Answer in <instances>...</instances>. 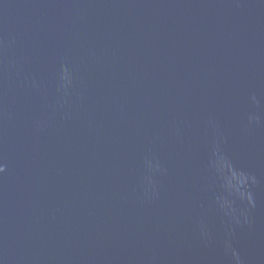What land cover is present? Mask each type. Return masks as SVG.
Instances as JSON below:
<instances>
[{
	"label": "water",
	"instance_id": "1",
	"mask_svg": "<svg viewBox=\"0 0 264 264\" xmlns=\"http://www.w3.org/2000/svg\"><path fill=\"white\" fill-rule=\"evenodd\" d=\"M0 166V264H264V0H0Z\"/></svg>",
	"mask_w": 264,
	"mask_h": 264
},
{
	"label": "clouds",
	"instance_id": "2",
	"mask_svg": "<svg viewBox=\"0 0 264 264\" xmlns=\"http://www.w3.org/2000/svg\"><path fill=\"white\" fill-rule=\"evenodd\" d=\"M62 79H66L65 77H62ZM4 171V168L0 166V173ZM225 252L226 254L230 253V259L232 261V264H242L241 257L239 254L231 248V245L227 242L225 243Z\"/></svg>",
	"mask_w": 264,
	"mask_h": 264
}]
</instances>
